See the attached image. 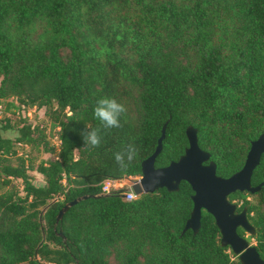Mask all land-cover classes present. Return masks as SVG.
<instances>
[{"label": "trees", "instance_id": "16d2710c", "mask_svg": "<svg viewBox=\"0 0 264 264\" xmlns=\"http://www.w3.org/2000/svg\"><path fill=\"white\" fill-rule=\"evenodd\" d=\"M102 97L125 106L120 128L94 118ZM7 98L15 103L5 111L44 109L58 147L36 166L37 181L14 146L46 145L42 127L19 113L0 121V264H239L204 211L198 232L182 233L192 207L185 182L132 201L121 190L93 197L104 181L140 177L164 124L155 169L183 154L188 127L216 176L241 169L264 136V0H0V101ZM86 128L100 129L99 147L84 146ZM128 144L138 154L120 169L114 154ZM262 182L264 155L250 185ZM263 194L227 197L237 213L246 209L262 260Z\"/></svg>", "mask_w": 264, "mask_h": 264}, {"label": "water", "instance_id": "95a60500", "mask_svg": "<svg viewBox=\"0 0 264 264\" xmlns=\"http://www.w3.org/2000/svg\"><path fill=\"white\" fill-rule=\"evenodd\" d=\"M165 124L156 142L154 152L140 164V177L131 185L132 192L139 196L164 189L169 193L176 192L180 182H185L191 189V211L186 220L182 233L190 231L192 235L198 232L201 212L212 217L219 233V244L229 248L239 264H264L254 246L249 245L245 238L238 236L240 228L249 237L254 235V229L246 219V209L236 213V205L228 202L227 197L234 193L256 194L264 189V182L251 187L250 177L258 166L260 157L264 155V136L260 135L252 141L239 171L227 178L215 174V166L209 161V155L199 149L196 142L195 130L188 127L185 130L187 148L175 162L166 167L155 169L154 160L161 151L164 138ZM109 194H99L93 198L107 197ZM88 196H82L62 206L57 213L55 222L61 220L63 214L71 207L84 201ZM264 202V194L262 196ZM58 236L61 237L59 233Z\"/></svg>", "mask_w": 264, "mask_h": 264}, {"label": "rangeland", "instance_id": "374dc122", "mask_svg": "<svg viewBox=\"0 0 264 264\" xmlns=\"http://www.w3.org/2000/svg\"><path fill=\"white\" fill-rule=\"evenodd\" d=\"M14 103L15 101L12 98H7L3 101H0V121L3 119H9L13 121L16 119L17 113H19L21 116L25 117L31 124L39 125L40 127H42L44 131L45 139L43 141L46 142V145L39 144L32 148L22 146L19 147L17 145L14 146V150L17 151V155L24 161V164L28 167L29 174L32 175L37 181H40L41 177L35 172V168L40 162L55 159L58 147V141L56 139L57 129L51 127V121L47 117L44 109L36 110L34 108H25L17 112L16 109L9 108L7 111H5L6 104L14 105ZM13 135V132H7L4 134V136L7 138H11L13 137ZM10 161L12 164H15L14 159H10ZM127 183L128 181L124 180L121 185L125 186L127 185ZM13 185L18 187L17 182H13ZM246 200L250 203H253L254 201V199H252L251 197H247ZM244 236L249 245H255V241L253 239H249V236L247 234H245Z\"/></svg>", "mask_w": 264, "mask_h": 264}, {"label": "clouds", "instance_id": "9594fccd", "mask_svg": "<svg viewBox=\"0 0 264 264\" xmlns=\"http://www.w3.org/2000/svg\"><path fill=\"white\" fill-rule=\"evenodd\" d=\"M126 112L123 104L114 98L102 97L97 100L93 109V116L100 122L103 129L120 128V118ZM84 146L96 148L100 146V129H85L81 133ZM138 154V149L134 144H128L122 151L114 154V161L120 169H127Z\"/></svg>", "mask_w": 264, "mask_h": 264}, {"label": "built area", "instance_id": "2783aa9c", "mask_svg": "<svg viewBox=\"0 0 264 264\" xmlns=\"http://www.w3.org/2000/svg\"><path fill=\"white\" fill-rule=\"evenodd\" d=\"M139 178H132L130 180H127L128 183L125 186H122L121 183L124 181H104L101 185V192L100 194H110L112 192H118L122 191V196L125 201H132L137 198V195H135L132 190L130 189L131 185L134 184V182H137Z\"/></svg>", "mask_w": 264, "mask_h": 264}, {"label": "flooded vegetation", "instance_id": "af4514ba", "mask_svg": "<svg viewBox=\"0 0 264 264\" xmlns=\"http://www.w3.org/2000/svg\"><path fill=\"white\" fill-rule=\"evenodd\" d=\"M132 179V178H131ZM130 180V179H129ZM232 204H234V203H232ZM234 205H236V204H234ZM236 207H237V205H236ZM236 210H237V208H236ZM236 213H237V211H236Z\"/></svg>", "mask_w": 264, "mask_h": 264}, {"label": "crops", "instance_id": "0c3cea01", "mask_svg": "<svg viewBox=\"0 0 264 264\" xmlns=\"http://www.w3.org/2000/svg\"><path fill=\"white\" fill-rule=\"evenodd\" d=\"M129 179H131V178H125L124 180H129Z\"/></svg>", "mask_w": 264, "mask_h": 264}]
</instances>
